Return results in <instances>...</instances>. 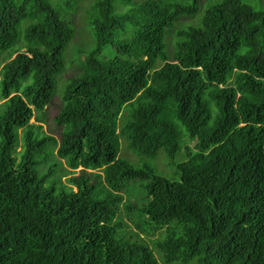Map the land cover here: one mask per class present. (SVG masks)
I'll return each instance as SVG.
<instances>
[{"label": "trees", "instance_id": "obj_1", "mask_svg": "<svg viewBox=\"0 0 264 264\" xmlns=\"http://www.w3.org/2000/svg\"><path fill=\"white\" fill-rule=\"evenodd\" d=\"M78 1L0 0V264H264V2L92 0L57 139Z\"/></svg>", "mask_w": 264, "mask_h": 264}, {"label": "rangeland", "instance_id": "obj_2", "mask_svg": "<svg viewBox=\"0 0 264 264\" xmlns=\"http://www.w3.org/2000/svg\"><path fill=\"white\" fill-rule=\"evenodd\" d=\"M52 1L54 5L62 4V3L58 4L62 0H52ZM257 1L258 0H244L245 3L255 6V7H256ZM78 2H81V3H79V7L77 8L76 12L70 15L71 26L73 27L74 33H73L72 40L67 45L65 52H64V67L61 73L59 74V76H57L56 78L55 91H54L55 95H53L50 104H48L44 110V116H45L46 123L42 125V130L45 134L53 136L57 139L59 137L60 129L55 126L53 122V118L57 115L59 108L61 106L59 96L63 92L64 87L69 82V80L80 72V66H79L78 60L83 58L82 53L88 52L94 43L91 30H90V26L88 25L87 27V20H88L87 12L93 2L92 0H79ZM204 2L205 0H201V3H204ZM261 2H264V0H261ZM85 5L87 8L86 11H85ZM259 6L260 5L257 4L258 8ZM185 23H193V21L187 19L185 20ZM169 55H170V52H169ZM13 56L14 55H12L11 58ZM5 58H6V53L0 54V66L2 63L5 62ZM30 122H33V121L31 120ZM193 144H194V141L189 143V146H192ZM133 155L135 154H133L129 149H127L126 142L122 138H120L119 156L124 159L127 157L128 159L131 160L129 162L136 166V164H134L135 162H133L135 160ZM159 156L164 157V155L161 152ZM174 158H176V156ZM154 161L153 162L149 161V162L150 164L154 166L155 170L158 173H161L162 175L172 179L174 165L172 166L173 169L171 167H168L165 164V161L161 159V157H159L155 163ZM78 173H79V169L75 170V174H78ZM67 177H61V181L65 182V179ZM133 190H138V189L134 188ZM135 196H136L135 193L125 195L123 197L124 203L127 205H137L138 200L135 198ZM120 216L123 221L129 222L126 214L123 211V207L121 209ZM159 236H160L159 234H155L151 236L150 239L153 240V239L159 238ZM149 246H151L150 242H149ZM189 264H194V263L192 262Z\"/></svg>", "mask_w": 264, "mask_h": 264}]
</instances>
